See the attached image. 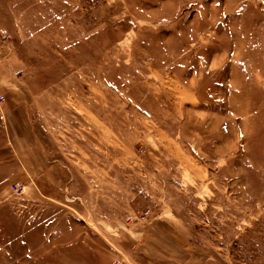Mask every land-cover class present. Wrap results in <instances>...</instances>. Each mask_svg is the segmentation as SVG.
Wrapping results in <instances>:
<instances>
[{"label": "rangeland", "instance_id": "1", "mask_svg": "<svg viewBox=\"0 0 264 264\" xmlns=\"http://www.w3.org/2000/svg\"><path fill=\"white\" fill-rule=\"evenodd\" d=\"M0 40V264H264V0H0Z\"/></svg>", "mask_w": 264, "mask_h": 264}, {"label": "crops", "instance_id": "2", "mask_svg": "<svg viewBox=\"0 0 264 264\" xmlns=\"http://www.w3.org/2000/svg\"><path fill=\"white\" fill-rule=\"evenodd\" d=\"M9 34V33H8ZM4 35V34H3ZM11 37V36H10ZM2 42H1V40H0V44H1ZM19 108H20V106H19ZM16 109V111H14V116H15V124L17 123L19 126H22V127H24V125H25V123H28L29 122V117H28V114H27V112H26V114L25 113H23V110L20 108V109ZM15 110V109H14ZM18 110V111H17ZM191 263V261H190V258H189V260H188V264H190Z\"/></svg>", "mask_w": 264, "mask_h": 264}, {"label": "built area", "instance_id": "3", "mask_svg": "<svg viewBox=\"0 0 264 264\" xmlns=\"http://www.w3.org/2000/svg\"><path fill=\"white\" fill-rule=\"evenodd\" d=\"M1 38H2V42H7L11 37H10V35L4 34ZM3 103H4V96L0 95V105ZM15 192L20 194L23 191L20 188L16 187Z\"/></svg>", "mask_w": 264, "mask_h": 264}]
</instances>
